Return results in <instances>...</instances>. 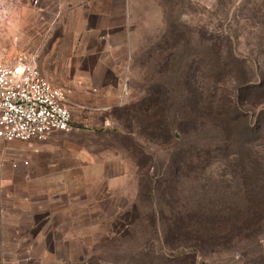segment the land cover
<instances>
[{"label":"rangeland","instance_id":"374dc122","mask_svg":"<svg viewBox=\"0 0 264 264\" xmlns=\"http://www.w3.org/2000/svg\"><path fill=\"white\" fill-rule=\"evenodd\" d=\"M52 1L0 0L1 62L39 58L35 49L53 30ZM43 6L51 13L44 11L46 22L37 24ZM127 14L130 37L120 51L123 84L115 98L82 105L72 89L73 130L45 140L0 138V264H178L184 248L163 243L164 218L197 211V203L220 194L244 195L243 186L228 185L224 155L244 149L220 151L224 133L209 120L183 136L177 125L172 138L161 134L163 125L157 136L152 132L157 121L184 118L187 70L197 72L193 80L211 101L231 92L240 69L253 80L264 73V0H130ZM216 42L239 64L220 79L214 74ZM156 88L168 91L166 111L142 108L150 102L147 89ZM252 144V165L264 169V135ZM179 148L199 154L166 181ZM262 255L264 231L234 246L204 248L195 263L259 264Z\"/></svg>","mask_w":264,"mask_h":264},{"label":"trees","instance_id":"16d2710c","mask_svg":"<svg viewBox=\"0 0 264 264\" xmlns=\"http://www.w3.org/2000/svg\"><path fill=\"white\" fill-rule=\"evenodd\" d=\"M216 46L217 50L213 56L216 62L214 74L220 79L224 72L233 68L231 66L233 62L236 63L235 66L239 64L232 54L224 53L220 43L216 42ZM196 73L187 70L183 79L184 89L181 93L184 118L181 117L179 120L173 115L169 120L157 121L153 124L152 137L157 136L156 130L162 125L161 134L172 138L174 125H177L181 131L180 136H183L190 129H198L199 125H204L205 121L209 120L224 133L222 138L224 145L218 148L220 151L227 150L232 145L244 149L242 152L238 151V154L233 151L231 156L230 152L224 151L228 174L231 176L228 185H234V188L243 186L244 195L239 197L236 191L232 192L231 197L220 194L210 203H197L199 209L192 213L172 214L165 218L161 216L164 218L163 243L168 246L181 244L184 248L176 256L178 264H196L197 253L204 248L219 244L234 246L236 241L242 238L253 239L264 231V169L261 167L255 169L253 165L256 164L251 158L252 141L261 139L264 135V73L257 80H253L246 74V69H240L233 75L235 82L231 92L221 91L212 101L195 84L193 78H196ZM149 95L150 102L142 107L144 110L149 106L165 111L168 109L167 90L147 89V97ZM256 105H259L258 108ZM124 133L126 136L133 134L131 130H125ZM194 154L199 153L188 148L176 149L171 157L166 181L178 178L188 167L192 160L191 155L195 156ZM239 180L244 182L238 185ZM164 186L160 195L169 185L165 183ZM157 218L155 214L150 216L153 224ZM188 245L193 248L192 254L188 250ZM258 262L264 264L263 255Z\"/></svg>","mask_w":264,"mask_h":264},{"label":"crops","instance_id":"0c3cea01","mask_svg":"<svg viewBox=\"0 0 264 264\" xmlns=\"http://www.w3.org/2000/svg\"><path fill=\"white\" fill-rule=\"evenodd\" d=\"M47 7L37 18L42 24V13L55 10L48 19L53 30L35 49L41 72L52 83L71 87L82 105L115 98L123 84L120 51L130 37V0H56L52 9Z\"/></svg>","mask_w":264,"mask_h":264},{"label":"built area","instance_id":"2783aa9c","mask_svg":"<svg viewBox=\"0 0 264 264\" xmlns=\"http://www.w3.org/2000/svg\"><path fill=\"white\" fill-rule=\"evenodd\" d=\"M71 92V87L52 83L34 55L17 64L0 61V138L45 140L73 130Z\"/></svg>","mask_w":264,"mask_h":264}]
</instances>
